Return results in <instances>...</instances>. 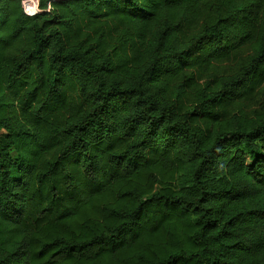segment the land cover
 <instances>
[{
    "label": "trees",
    "instance_id": "trees-1",
    "mask_svg": "<svg viewBox=\"0 0 264 264\" xmlns=\"http://www.w3.org/2000/svg\"><path fill=\"white\" fill-rule=\"evenodd\" d=\"M0 264H264V0H0Z\"/></svg>",
    "mask_w": 264,
    "mask_h": 264
},
{
    "label": "rangeland",
    "instance_id": "rangeland-1",
    "mask_svg": "<svg viewBox=\"0 0 264 264\" xmlns=\"http://www.w3.org/2000/svg\"><path fill=\"white\" fill-rule=\"evenodd\" d=\"M212 3L213 2L211 1H207L202 6L200 19L196 23H193L187 26L185 30L186 35L189 36L190 34L199 31L202 26L214 20L213 14L209 11V7ZM244 57H245V52H242L238 54L237 56L233 57L232 59H230L229 61H224V62L216 64L212 71L217 76L230 75L234 73L240 67V65L242 64V60L244 62V59H243ZM259 100H260V97L254 101V103L248 110L250 109L255 110L258 107ZM192 102H193V96L187 97L186 104L188 105L189 103H192ZM68 105H69L70 111L75 109V107H73L74 106L73 99H69Z\"/></svg>",
    "mask_w": 264,
    "mask_h": 264
},
{
    "label": "built area",
    "instance_id": "built-area-1",
    "mask_svg": "<svg viewBox=\"0 0 264 264\" xmlns=\"http://www.w3.org/2000/svg\"><path fill=\"white\" fill-rule=\"evenodd\" d=\"M58 1L66 0H21L24 9L30 15H37L41 13H48L52 10V5Z\"/></svg>",
    "mask_w": 264,
    "mask_h": 264
}]
</instances>
